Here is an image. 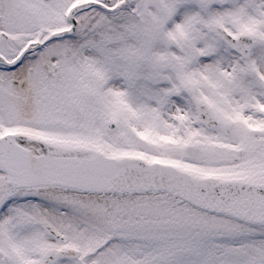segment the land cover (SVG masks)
I'll return each mask as SVG.
<instances>
[{"label":"snow or ice","instance_id":"1","mask_svg":"<svg viewBox=\"0 0 264 264\" xmlns=\"http://www.w3.org/2000/svg\"><path fill=\"white\" fill-rule=\"evenodd\" d=\"M0 264H264V0H0Z\"/></svg>","mask_w":264,"mask_h":264}]
</instances>
